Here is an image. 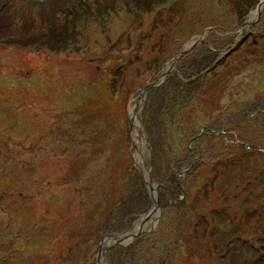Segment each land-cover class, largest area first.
Here are the masks:
<instances>
[{"label": "rangeland", "instance_id": "rangeland-1", "mask_svg": "<svg viewBox=\"0 0 264 264\" xmlns=\"http://www.w3.org/2000/svg\"><path fill=\"white\" fill-rule=\"evenodd\" d=\"M261 1L0 0V264H264ZM213 30L237 48L185 80L163 111L165 94L151 91L197 64L161 73ZM137 102L146 168L156 162L162 184L166 157L175 165L191 147L196 170L182 175L191 193L175 206L174 181L161 186L147 234L111 243L98 262L121 200L145 203L138 181L127 185ZM149 136L168 154L155 161Z\"/></svg>", "mask_w": 264, "mask_h": 264}, {"label": "trees", "instance_id": "trees-1", "mask_svg": "<svg viewBox=\"0 0 264 264\" xmlns=\"http://www.w3.org/2000/svg\"><path fill=\"white\" fill-rule=\"evenodd\" d=\"M223 32H221L220 30H213L208 34L207 37V41L205 42V44L200 45V46H195V48L190 50V53L185 55V56H181V59H178L177 62L178 66L177 69L184 66V64H192V63H196L197 64V69L196 71L193 73V75H191L190 77H188V75H185L184 73L180 72L185 79L184 80H180L177 81L175 84H173L172 82L174 81L173 76L177 75V74H173V75H169V77L167 78L168 83L165 84V86L162 89L159 90H155V91H151L152 96L155 94H157V101L159 99H161L162 94H165L163 96V103L162 101L159 102L160 104H162L163 107V111L166 110L167 107V101H170V99L168 98L170 93L181 88V87H186L187 84H185V80H202L206 74L208 72H210L209 70L213 69L214 64L216 63V61H218V55L219 53H223L224 51H227L229 49H232L236 43L235 39H234V35H232L231 37H225L223 38V36H219V34H222ZM179 55V54H178ZM177 55V56H178ZM176 56V57H177ZM175 57V58H176ZM162 74V73H161ZM161 76V75H160ZM195 77V79H193ZM173 79V80H172ZM198 133L192 135L191 140H195L196 138H198L200 136V134L197 136ZM148 141L150 143L151 146V150H152V158H154V160L156 161V156L158 154V151L163 149L165 150V154H168V148L167 146L163 145L160 146L158 145V143H156V140L153 136H149L148 137ZM203 145L200 144V147ZM188 152L189 154L185 156V160H179L177 161V163L175 165L172 164V161L170 160V158L167 156L166 157V161H167V169H166V182L165 180L160 181L162 184H159L164 188V191L166 193V188L168 189L167 184L172 182L174 185V193H172V198L169 200V203L172 205H183L184 203H188L189 200V196L191 193V189H189L188 185L186 182L182 181V175H191L192 172H194L196 170V161L193 157V159H189L192 153V148H188ZM151 158V159H152ZM151 168H152V172H153V180L156 181L158 180L156 177H158L157 171V165L156 162H153L152 160V164H151ZM186 172V173H185ZM141 171L140 169L137 168L136 165H132L130 171L127 172V185L129 188L133 187V179L138 181L139 186L142 188L140 191L143 192L144 195V199H145V203H141V204H137L136 199L133 198L132 196L128 197L126 196V198L122 199L119 206H117L115 208V213L114 216L115 218L113 219V221L118 223V226H121L120 228L118 226H107L106 228L103 229V231H101L103 233V237L106 238L108 235H125L128 234V231L130 230V223L129 221H131V219H137V217H139L140 215H144L147 214L149 211V207H150V203H151V197L149 196V190L147 188V184L144 182L142 176H141ZM135 186H138L137 183ZM102 230V228L100 229ZM105 231V233H104ZM120 233V234H119ZM147 233H144L140 236H137L134 240L145 236ZM136 248V247H135ZM138 251V247L135 249V251ZM125 252V251H124ZM123 255V254H122ZM121 257V255L119 256ZM122 256V259L123 260ZM124 263L127 264L128 258L125 256L124 258ZM119 261V258H118ZM131 264V263H130Z\"/></svg>", "mask_w": 264, "mask_h": 264}, {"label": "water", "instance_id": "water-1", "mask_svg": "<svg viewBox=\"0 0 264 264\" xmlns=\"http://www.w3.org/2000/svg\"><path fill=\"white\" fill-rule=\"evenodd\" d=\"M264 9V1H261L259 6L257 7V15L258 17H260V14L262 12V10ZM247 25H253V22L252 21H249V22H246L244 26H247ZM204 38L190 44V47L189 48H193L201 43L204 42ZM238 46V43L232 48V49H235L237 48ZM184 54V51L182 53H180L177 57H176V61L174 62L173 66H171L170 68H166L163 73L161 74L160 78L159 79H163L165 78L173 69H174V65L176 64L177 60L181 58V56ZM154 85V83H149L147 84L144 88H143V93L142 95L140 96V99L142 98L143 94L146 93V91L152 87ZM138 108H139V102L136 103L135 107H134V112L135 114L137 115L138 113ZM143 161V160H142ZM143 165H144V161H143ZM148 173H149V177H150V180L147 179L146 175L144 174L143 170H142V176L144 177V180H145V183L147 184L148 188L150 189L151 193H152V196H153V199H154V202H155V205L154 207L151 209V211L145 215V219L143 221V226L140 230H137V231H134V232H130L128 234H125V235H108L106 238L103 239V241L101 242V250H100V253L98 255V262L104 252L105 249L109 248V247H106L105 244H111L113 243L112 246L114 245H118V244H125L127 243L128 241H130L131 239H135L137 236H140L146 232H148L146 229H144L143 227L146 225V223H148L149 219L154 217L157 213L160 212V196H159V193H160V189H161V185L157 184L154 180H153V176H152V173H151V170L152 168H148ZM158 220V219H157ZM130 239V240H129ZM111 247V245H110Z\"/></svg>", "mask_w": 264, "mask_h": 264}, {"label": "bare ground", "instance_id": "bare-ground-1", "mask_svg": "<svg viewBox=\"0 0 264 264\" xmlns=\"http://www.w3.org/2000/svg\"><path fill=\"white\" fill-rule=\"evenodd\" d=\"M257 13H255L254 15H256ZM134 108V107H133ZM131 109V115H132V121H133V124L132 126L135 128H133L134 130V133H133V149H134V157H135V160H136V166L140 169L143 170L144 174L146 175L147 179L150 180V177H149V173H148V170L145 166V164L143 165V157H144V146H145V141L141 140L140 139V133H139V121L137 119V115L135 114V112H133L134 109ZM143 160V161H142ZM153 197V196H152ZM145 218L142 219V221L139 223L136 224V227L134 229V231H137V230H140L143 226V221H144ZM147 225V224H146ZM145 225V227H147ZM144 228V227H143ZM132 231V232H134ZM111 244H105L106 247H109Z\"/></svg>", "mask_w": 264, "mask_h": 264}]
</instances>
